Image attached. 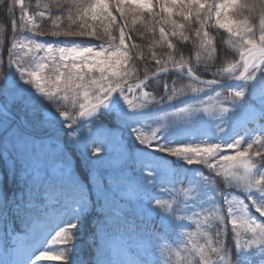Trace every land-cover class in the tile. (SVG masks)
<instances>
[{"label":"snow or ice","instance_id":"obj_1","mask_svg":"<svg viewBox=\"0 0 264 264\" xmlns=\"http://www.w3.org/2000/svg\"><path fill=\"white\" fill-rule=\"evenodd\" d=\"M13 3L20 16L19 23L12 20L10 46L0 25V51L8 57L0 72V264H69L74 238L89 220V264H155L164 230L182 226L173 205L156 195L188 180L176 166L180 161L198 166L193 191L206 210L197 224L204 242L188 240L199 257L189 264H216L213 254L219 264H252L250 256L264 264V140L257 136L244 146L242 139H225L237 113L264 121V0H46L51 27L44 28L36 19L46 14L39 3L32 16L24 0ZM129 20L141 25V34L158 27L169 50L175 47L170 36L187 40L185 29L196 25L206 57L216 50L208 31L214 22L239 60L223 69L221 79L201 80L199 63L177 61L171 53L162 62L153 55L160 70L171 62L199 85L173 88L157 99L143 91L147 73L142 80L136 74L134 61L143 56H137ZM19 30L31 35L18 37ZM41 35L54 39L40 42ZM77 37L100 43L69 39ZM211 68L205 63L203 70ZM216 87L228 94L218 111H210L198 94ZM137 89L143 98L134 103L127 93ZM185 96L191 102L159 117L150 136L137 126V109ZM202 124L214 126L206 139L195 133L188 140L164 139L173 129ZM5 177L16 187H8Z\"/></svg>","mask_w":264,"mask_h":264},{"label":"trees","instance_id":"obj_2","mask_svg":"<svg viewBox=\"0 0 264 264\" xmlns=\"http://www.w3.org/2000/svg\"><path fill=\"white\" fill-rule=\"evenodd\" d=\"M45 2L46 0H24V3L27 6L28 12L31 16L37 12V7H36L37 3L40 4L39 10L46 12L45 19L43 21H40L39 16L36 17L37 21L40 22L41 28L51 27L50 22L47 20V11L43 7ZM5 5L13 6L14 12L9 13L8 7H6ZM113 14L117 16V20L118 22H120L119 14L115 12H113ZM19 16H20L19 5H14L13 0H3V2H0V25H3L5 28L9 46L13 36L12 20L16 19L17 23H19ZM176 19L178 21H181V18L179 17H176ZM129 25L131 26L130 20H129ZM131 27H132V31L129 32V35L132 38V42H135L138 45H140V48L137 51V56L140 57L141 54L143 56V58H137L134 61V65L137 66L135 67L136 74L139 76L141 80L144 78L145 72L147 73L148 76H150L161 69V65L156 64V60L152 58L153 55L156 57V59H159L162 62L166 61L168 54L171 53L177 61L181 57H183V59L191 65H196L197 63H199V68L196 74L203 79H212V78L221 79L223 76L227 75V73L223 72V69L231 64L237 63L239 60L238 52H236V50L228 42L227 33L224 32L223 29H217L214 26V22H213V26L210 29H208V31L209 34L213 36L216 50L215 52H211L210 55H208L207 57L206 54L200 49L199 41L195 37L196 25H190L192 31L185 29L184 34L185 36L188 37L187 40H181L179 36L177 37L170 36L169 37L170 41L175 45V47L171 50L167 49L166 44L160 41L158 27L155 33L144 31L142 34L136 31V29L141 28L140 24ZM28 33L31 34L30 32H24L22 30H19L16 32V35L18 37H21ZM221 36H223V39H221ZM37 38H41L44 40L54 39L50 35H41V36H37ZM60 39H65V38L62 37ZM69 39H76L78 41H82L84 43H90V44L100 43V41H97L94 38L89 39L87 37H77V38H69ZM198 53L201 56L199 62H197L196 60ZM7 58L8 57L6 51H0V60H4ZM130 63L133 62L130 61ZM205 63L212 65L211 71L203 70ZM166 67L169 68L174 66L171 62H168L166 64ZM0 70L1 72L5 71L4 64H1ZM216 72H219L220 75L214 77L213 74ZM130 82L134 83L137 81L133 79ZM176 85L199 86L179 76L169 74L150 83L148 87L143 89V91L151 92L153 96H155L157 99H160L162 96L171 93L173 89L172 87ZM216 91L219 90L216 89L215 91L211 90L212 93H216ZM222 92L225 93L226 95L228 94L226 90H223ZM139 94L142 97V91H140ZM139 99L138 101H136V103L139 102ZM177 101L178 99L168 104H172ZM179 104L181 103L179 102ZM179 104L174 105L176 107H170L172 109L164 108L158 111L159 113L155 112V114L159 115L162 113L172 111L176 109L179 106ZM247 122H246L247 123L246 126L244 127L241 126L242 128L240 129L237 127L236 131L232 132L230 135L228 134L225 137V139L233 138L232 135L235 133L236 136L234 137L236 139H242L244 141V146H246V142L250 141L251 139H254L257 136H259L261 140H264V136H261V130L264 129V121H261L258 117L253 118L252 116H250ZM206 134H210L208 129H203L200 130L198 134L195 136L197 139H206L207 138ZM191 135L192 134L189 133L188 129H185L184 132H176L172 130L167 136L164 137V139L165 141L188 140ZM256 147H258V145H254V149ZM176 166L182 168L185 171L188 180H185L183 184H175L174 186L167 185L163 189H158L156 195L162 201L171 203L173 205L174 209H176V215L183 217L182 220L177 221V224L182 226L174 229L164 230V234L161 236L160 240L158 241L157 247L154 251L153 259L155 261V264H158L156 261H158V259L161 258L160 255H162L163 257L168 256L170 258L173 257L178 258L175 262H171V260L168 259L169 264H189V261L199 259V257L195 256L194 253L192 252V245L188 243L189 237L192 236L196 243L204 242V237L199 234L202 231V228H198L197 224L198 222L200 224L203 223V217L205 215L206 210L200 207L198 194L193 191L194 184H198V179H193L194 176H192L193 175L192 169H194L193 167L194 165L188 166L185 165L183 162L181 163L177 162ZM2 168L3 166L0 165V170H2ZM205 171L207 170L205 169ZM5 180L7 183L6 177ZM7 186L13 188L16 187V185L12 183H7ZM217 187H220L222 190L227 191V189L224 188L222 184L217 185ZM175 189H180V192L179 193L175 192ZM184 193L186 194L188 193L191 195L189 201L187 200V197ZM91 231H92L91 221L89 220L83 225L77 237L74 238V247L71 250V254H74L77 249L81 250L82 248H86L87 246L90 247V245H87L85 241H82V239L83 237L90 235ZM227 239L228 241H230L229 237ZM162 241L168 242L169 244L172 245L173 248L176 249L175 251H179L178 256L170 255L166 250V246L161 244ZM214 258L215 255L213 254L210 257V259L213 260ZM42 264H64V262L58 259H50L43 261ZM216 264L218 263L216 262Z\"/></svg>","mask_w":264,"mask_h":264},{"label":"rangeland","instance_id":"obj_3","mask_svg":"<svg viewBox=\"0 0 264 264\" xmlns=\"http://www.w3.org/2000/svg\"><path fill=\"white\" fill-rule=\"evenodd\" d=\"M41 42V41H40ZM22 55V54H21ZM34 66V65H33ZM14 70V69H13ZM46 71V70H45ZM187 86H173L172 88H175L177 90H181L183 88H185ZM206 92V91H205ZM151 95H153L151 92H149ZM131 93H127V95L129 96V99L133 100H136L135 96H131L130 95ZM191 95H197V94H191ZM198 95H202L203 98H204V101L206 102V106L209 107L210 111L215 108L217 111L219 110L220 106H221V101L223 100V97L224 95H222L220 93V96H216V94H208L207 96L204 94V93H200ZM180 99H184V103H186L187 101L189 102L191 97L190 96H185V97H181ZM122 103V101H121ZM170 105L172 104H162V105H156V106H153V107H148V108H145V109H137V111H141V113L138 114V117H141V118H137V121L139 124H137V126L140 128V130L145 134V135H149L150 136V133L152 130H154L156 127L159 126L160 124V120L158 119L159 117H163L164 114H162L161 116H154V115H149L151 112H155L154 110H161V109H164L166 107H169ZM174 106V105H172ZM185 106V105H184ZM224 106L226 107H229V105L225 102L224 103ZM176 110V109H175ZM173 110V111H175ZM246 119V118H244ZM238 126V122L235 121L234 117L232 119V130ZM208 129L209 133L211 134L214 130V126L211 125V124H202L199 126V128H194V129H188L189 130V133L193 134L195 131L197 130H201V129ZM174 131L176 132H184L185 131V128H176V129H173ZM231 130V131H232ZM230 131V132H231ZM229 132V133H230ZM228 133V134H229ZM222 178V177H221ZM223 179V178H222ZM226 207V206H225ZM230 227V226H229ZM228 237L230 238V241H228L227 239V243L231 244L232 243V240H231V233H229ZM161 258L158 259L157 263L158 264H169L166 259H163L162 256H160ZM248 259L252 260V264H258V258L254 259L253 257H248ZM214 261H216L218 264H219V260L217 257H215L213 259ZM176 261V260H175ZM174 261V262H175Z\"/></svg>","mask_w":264,"mask_h":264},{"label":"water","instance_id":"obj_4","mask_svg":"<svg viewBox=\"0 0 264 264\" xmlns=\"http://www.w3.org/2000/svg\"><path fill=\"white\" fill-rule=\"evenodd\" d=\"M163 72H160V73H158V74H156V75H154V76H152L150 79H148V81L149 80H152V79H154V78H156V77H158L160 74H162ZM185 77H187V78H189L187 75H185ZM189 79H191V78H189ZM192 80V79H191Z\"/></svg>","mask_w":264,"mask_h":264}]
</instances>
